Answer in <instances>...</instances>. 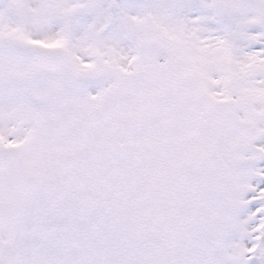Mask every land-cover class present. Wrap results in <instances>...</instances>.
<instances>
[{
    "label": "snow or ice",
    "instance_id": "6c2138e0",
    "mask_svg": "<svg viewBox=\"0 0 264 264\" xmlns=\"http://www.w3.org/2000/svg\"><path fill=\"white\" fill-rule=\"evenodd\" d=\"M0 264H264V0H0Z\"/></svg>",
    "mask_w": 264,
    "mask_h": 264
}]
</instances>
